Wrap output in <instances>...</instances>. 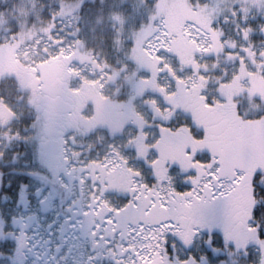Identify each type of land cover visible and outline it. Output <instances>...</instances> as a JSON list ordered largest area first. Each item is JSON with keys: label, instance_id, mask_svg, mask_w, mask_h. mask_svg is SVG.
<instances>
[{"label": "snow or ice", "instance_id": "6c2138e0", "mask_svg": "<svg viewBox=\"0 0 264 264\" xmlns=\"http://www.w3.org/2000/svg\"><path fill=\"white\" fill-rule=\"evenodd\" d=\"M238 12L225 23H236ZM78 25L54 26L45 57L53 51L70 60L79 43ZM245 25L246 20L236 23L245 45L226 53L241 65L250 51ZM259 31L264 33V23ZM201 38L197 29L194 39ZM168 42V25L160 18L143 46L163 63L159 53ZM251 51L257 52L258 71H264V48ZM166 69L176 89L160 85L163 102L153 97L148 105L153 119L139 121L136 135L121 143L115 137L105 140L103 155L91 143L70 137L62 119L49 128L28 117L11 139L0 136V264H227L233 255L242 256L244 264H264V168L252 170L257 152L264 150V93L252 97L242 113L238 98L224 92L231 83L224 80L226 72L216 81L218 96L201 92L205 108L224 111L229 99L235 101L238 119L227 149L206 150L208 130L184 122L173 102L181 88L194 89L195 81L175 76L166 63L160 72ZM152 79L161 78L153 72ZM185 132L194 134L193 142L183 145L179 159L169 157L164 144L179 142ZM129 151L143 168L131 166ZM94 152L96 158L88 159ZM121 172L128 179V195L110 206L104 200V175ZM249 185L254 202L246 212L240 205Z\"/></svg>", "mask_w": 264, "mask_h": 264}, {"label": "rangeland", "instance_id": "374dc122", "mask_svg": "<svg viewBox=\"0 0 264 264\" xmlns=\"http://www.w3.org/2000/svg\"><path fill=\"white\" fill-rule=\"evenodd\" d=\"M101 3L104 4V9L87 11L79 28V36L76 38L79 43L75 45V54L70 60H65L63 53L53 51H49L46 58L45 41L52 35L54 26H60L61 23L71 24L74 28L77 26L80 16L75 12L79 11V4L63 6V10H67H62L63 13L61 11L62 16L57 12L55 16V19L58 18L57 25H49L42 22L34 0H0V68H7L10 65L14 72L23 69L40 79H44L45 73H52L54 69L61 68L73 74L72 77L78 80L79 85L91 87L100 85L106 88L110 91L108 96H111V92H116L115 87L126 90L129 95L124 100V106L129 107L134 113V119L124 128L123 137L115 143H121L129 135L135 136L139 121L153 119V111L148 105L151 104L153 97L156 98L157 104L163 102L164 98L159 95L160 85L170 83L171 87L176 89L177 81L173 75L167 69L160 72L165 63L175 76L183 77L186 82L195 81L194 89L181 88L177 97L173 98L178 117H185L187 122L192 119L194 105L191 104L194 103L189 101L180 103L185 91L196 95L192 98L194 102L199 100L198 95L201 92L210 97L218 96L216 81L224 72L227 73L224 80L231 82L224 92L229 98H238L242 113L249 108L252 97H260L264 93V71H258L260 62L256 59L257 52L251 51L253 46L257 50L264 48V33L259 31V25L264 23V0H101ZM235 9L239 10L236 23L246 20L245 27L249 31L247 41L250 49L249 58L243 65L238 58L233 59L226 55L228 51H238L239 47L246 43L236 23H225V17H230ZM253 16L256 17L255 20L252 19ZM160 18L167 22L169 34L167 49L161 48L159 53L165 58L163 63L155 58V53L150 54L143 46ZM197 29L202 34L199 42L194 39ZM110 30L115 32L116 46L118 44L119 49H122V53L131 63L124 65L117 61L115 68L112 66L113 71L105 72L104 68L107 65L103 67L96 65L93 59L88 58L90 52L87 51L86 57V51L81 49L85 46L90 48L98 42V37L107 34L111 36ZM81 38L85 40L84 43L81 42ZM69 40H73V37L70 36ZM127 40L132 43L129 48L123 43ZM233 44L237 45V48H231ZM204 48H208L209 51L205 52ZM205 68L208 71H204ZM153 72L159 75L161 78L159 81L152 79ZM200 73L203 74V79ZM6 74L4 71L3 75ZM21 94L16 100L30 108L31 101L27 102ZM235 103L229 99L224 111L203 107L204 117H209L210 113L215 115L216 111L217 114L226 113L227 116L229 113L233 119L231 128L235 131L238 119L230 112V107ZM252 106L258 105L252 101ZM127 107L124 108V113H129ZM12 109L14 106L9 101L0 100V136L9 139L12 138L13 130L7 124L10 116L16 115ZM23 116L34 117V112L24 113ZM194 126L202 129L201 124L194 123ZM145 131L155 133L157 136L160 134L156 128H145ZM180 139L183 141L182 137ZM126 155L133 157L131 160H136L135 151H129ZM138 168H143L142 161H138ZM173 168L174 172L178 171L175 166ZM176 178L179 181L180 177ZM127 189L128 180L123 189L117 190L112 186L109 190L119 191L120 195L127 197ZM106 193L104 191V195ZM104 200L110 206L114 205L108 197H104Z\"/></svg>", "mask_w": 264, "mask_h": 264}, {"label": "flooded vegetation", "instance_id": "af4514ba", "mask_svg": "<svg viewBox=\"0 0 264 264\" xmlns=\"http://www.w3.org/2000/svg\"><path fill=\"white\" fill-rule=\"evenodd\" d=\"M4 71L7 72L6 75H3ZM72 75L70 72L58 68L54 69L52 73H45L44 79H40L23 69L14 72L10 65L7 68H0V81L5 78L13 79L20 86L27 102L31 101L30 108L34 112V117H36V125L39 123L52 128L58 119H62L70 137L77 138L79 142L85 145L91 143L103 155L102 143L108 138L113 142L111 137H115L114 142H118L123 137L124 128L128 126L129 122L133 121L134 113L131 112L129 107L124 106L122 88L115 87L116 92L113 91L110 93L111 96H108L110 91L106 88L100 85L93 87L84 84L79 85L78 80ZM193 97H196V95L185 91V96L180 103L184 101L194 103L191 104L194 105L191 120L194 123L201 124L202 129L194 126L196 129L202 132L205 129L208 130V135L203 141L206 150L208 147L227 149L234 134V130L231 129L233 119L229 113L227 116L226 113L217 114L218 111L215 112V115L210 113L209 117H204L202 102L199 100L194 102ZM125 107L128 108L129 113H124ZM16 119V115H11L7 125L11 126ZM90 133L92 135H89ZM193 135L192 133H185L181 136L183 141L180 139L179 142H166L164 151L169 157L179 159L183 145L191 144ZM92 155L96 158L95 152ZM91 158L88 157V159ZM133 161H135L132 163L134 168L135 165H138V160ZM256 168H264V150L258 151L256 154L252 170ZM104 179L106 181L104 191H107L108 185L121 190L128 180L123 172L116 175L105 174ZM253 202L252 188L249 185L240 207L242 210L250 212ZM233 261L236 264H244V258L240 255L227 258V264H232Z\"/></svg>", "mask_w": 264, "mask_h": 264}, {"label": "trees", "instance_id": "16d2710c", "mask_svg": "<svg viewBox=\"0 0 264 264\" xmlns=\"http://www.w3.org/2000/svg\"><path fill=\"white\" fill-rule=\"evenodd\" d=\"M34 1H35L36 8L38 9V12L41 16L40 18L42 22H44L45 24H49V25H57L56 22L58 21V18L53 19L52 17L53 16L55 17L57 12H60L59 16H62L63 11L67 10V9L63 10V6H65L66 4H70V5L79 4L78 6L79 11L75 12V14L80 16L79 17V23H80L79 28H81L82 26L81 22L86 16V13L88 10L104 9V4L101 3V0H34ZM110 31L112 33L111 36L110 34L109 35L107 34L105 36L98 37V42L94 43L90 48L89 46H85V48L81 49V50L86 51L85 56L87 55V51L90 52L88 58L89 60L93 59L96 65H99V66L102 65V67L107 65L104 68L105 72L113 71L112 66L115 68V66L117 65V61L124 63V65H130L131 63L126 57V55L122 53V49H119L118 44L116 46L117 40L115 38L116 35L114 34L115 33L114 30H110ZM80 40L83 43L85 41L83 38H81ZM123 43L125 44V46H127V48L132 46V43L130 40H127L126 43L125 42ZM0 44H1V40H0ZM104 60H105V63H103ZM19 93L21 94L20 86H18L13 79L5 78L4 80L0 81V100L3 99L5 102L9 101L11 105L14 106V109L12 110L15 112L16 118H17L11 125L12 130L23 127L24 120H25V117L23 116V114L24 113L26 114L27 112L32 111L31 108L21 105V103H19L16 100V98L20 97ZM128 95L129 94L126 90H122L123 101L128 98ZM233 106L231 107V113H233L236 117L235 104ZM107 140L111 142L110 138H108ZM94 158L95 156L92 155L91 159H94ZM110 187L112 186L108 185L107 187L108 194L106 193V195L104 196L109 197L108 199H110L117 206L122 204L123 201L126 199V197L120 196L119 191H116V190L110 191L109 190ZM22 194L23 193H21V195Z\"/></svg>", "mask_w": 264, "mask_h": 264}]
</instances>
